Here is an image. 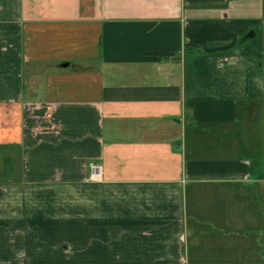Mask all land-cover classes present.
I'll return each mask as SVG.
<instances>
[{
    "label": "crops",
    "instance_id": "obj_1",
    "mask_svg": "<svg viewBox=\"0 0 264 264\" xmlns=\"http://www.w3.org/2000/svg\"><path fill=\"white\" fill-rule=\"evenodd\" d=\"M58 258L264 264V0H0V264Z\"/></svg>",
    "mask_w": 264,
    "mask_h": 264
},
{
    "label": "rangeland",
    "instance_id": "obj_2",
    "mask_svg": "<svg viewBox=\"0 0 264 264\" xmlns=\"http://www.w3.org/2000/svg\"><path fill=\"white\" fill-rule=\"evenodd\" d=\"M59 259L60 258H58L57 260L55 259V261L57 262V264H59ZM54 259H51V260H49V261H53Z\"/></svg>",
    "mask_w": 264,
    "mask_h": 264
}]
</instances>
